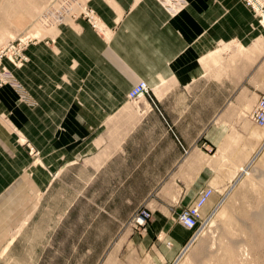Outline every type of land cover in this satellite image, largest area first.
Segmentation results:
<instances>
[{
  "label": "crops",
  "instance_id": "crops-1",
  "mask_svg": "<svg viewBox=\"0 0 264 264\" xmlns=\"http://www.w3.org/2000/svg\"><path fill=\"white\" fill-rule=\"evenodd\" d=\"M183 1V9L174 14L159 0H87L85 8L94 18L83 12L33 44L29 65L16 71L26 99L20 101L10 86L2 89L0 115H15L17 134L40 153L43 163L33 167L32 182L24 179L30 158L11 147L17 137L9 138L12 129L0 124L2 202L10 200L15 187H29L27 182L39 189L29 193L43 192L79 163L97 168L91 165L96 159L99 169L118 161L162 163L153 167V177L177 178L172 187L184 190L181 209L211 187L216 169L198 170L195 163L188 173L186 169V158L197 161L201 132L186 143L174 130L201 131L203 121L211 123L221 83L228 105L264 92V30L244 0ZM141 81L151 94L136 107L128 104L127 95ZM139 130L147 131L141 145L136 142ZM209 142L217 158L225 146L217 138ZM231 154V160L244 156L235 147ZM187 176H193L188 188ZM214 195L203 215L212 209ZM151 221L147 235L140 236L142 244L163 256L174 249L176 257L181 254L188 232H193L177 228L176 235L170 234L166 221ZM162 239L172 240V247L157 245Z\"/></svg>",
  "mask_w": 264,
  "mask_h": 264
},
{
  "label": "rangeland",
  "instance_id": "rangeland-1",
  "mask_svg": "<svg viewBox=\"0 0 264 264\" xmlns=\"http://www.w3.org/2000/svg\"><path fill=\"white\" fill-rule=\"evenodd\" d=\"M86 2L0 0V60L6 59L2 62L10 73H5L4 64L0 66V91L10 86L20 95V101L26 99L23 88L15 89L16 71L29 65L30 48L76 16L83 12L88 14ZM253 12L264 30V12L259 11V15ZM95 22L98 27V20ZM7 45L15 49L9 53L4 48ZM11 54L24 65L19 66L14 59V63L9 61ZM220 56L218 52L214 62ZM2 78L7 84H3ZM219 85L216 90L218 113L212 116L211 123L203 121L201 131L174 130L186 143L197 140L201 132L197 161L186 158L187 173L189 165L194 163L198 170H217L211 183L217 191L214 205L203 215L192 242L194 236L188 232V242L177 257L176 249L173 251L176 254L168 257L156 249L151 252L150 246L142 244L140 238L147 235V228L132 227L136 213L148 209L152 215L151 225L163 219L168 223L166 228L170 234L176 235L177 228L184 229L178 222L184 210L179 205L184 190L172 187L177 178L153 177V167L162 163L118 161L101 169L99 159L91 163L97 168L88 167L87 162L79 163L65 169L48 189L37 193L39 189L31 187L30 182L34 180L33 167L43 163L40 153L23 135L17 134L19 128L14 114L0 115V124L5 130L13 131L9 130V138L17 137L11 147L24 151L31 165L24 171L29 187L24 184L15 187L12 191L17 193H10V200L2 202L4 198L0 199V264H264V153L249 167V173L243 174L237 169L245 168L264 142V128L256 127L251 121L259 97L245 96L240 104L228 105L231 100L222 96L225 84ZM19 100L13 103L18 105ZM143 101L142 98L128 104L138 107ZM207 110L213 112V107ZM137 137L139 145L146 143L147 131L139 130ZM215 138L225 146L217 158L209 142ZM234 147L237 153H244L241 160L229 159L233 158ZM186 179L188 188L193 176ZM32 188L37 191L35 195L29 193ZM229 191L223 208L209 219ZM168 243L157 240V245Z\"/></svg>",
  "mask_w": 264,
  "mask_h": 264
},
{
  "label": "built area",
  "instance_id": "built-area-1",
  "mask_svg": "<svg viewBox=\"0 0 264 264\" xmlns=\"http://www.w3.org/2000/svg\"><path fill=\"white\" fill-rule=\"evenodd\" d=\"M164 6L172 13H179L183 7L184 2L182 0H159ZM246 5L256 12L254 7V3H257V0H246ZM264 0H260V8L263 11ZM258 4V3H257ZM258 15L259 13L256 12ZM151 90L147 86L145 82L138 83L135 87L131 89L128 93V99L130 101H138L142 97H150ZM251 121L258 127H264V92H262L259 96V100L254 108V111L251 114ZM187 154V151L185 150ZM215 193V190L212 187H208L203 191H200L198 194L196 201H194L190 206L185 208L178 216V222L184 226L186 229L194 232L199 229L202 218H201V209L206 205L211 196ZM152 215L148 209H144L142 211H138L133 219L132 227L134 229H145L151 220Z\"/></svg>",
  "mask_w": 264,
  "mask_h": 264
},
{
  "label": "bare ground",
  "instance_id": "bare-ground-1",
  "mask_svg": "<svg viewBox=\"0 0 264 264\" xmlns=\"http://www.w3.org/2000/svg\"><path fill=\"white\" fill-rule=\"evenodd\" d=\"M246 1V0H245ZM184 2V1H183ZM258 3V4H257ZM257 3H254V7H255V9H256V12H259V11H261V12H264V10L262 11L261 10V8H260V0H257ZM184 5H185V3H184ZM262 16V15H261ZM264 23V22H263ZM95 25H96V23H95ZM94 25V27H97V25L95 26ZM9 53L10 52H12V49H15V47H12L11 45H7V46H5L4 47ZM262 48H264V47H262ZM21 57V56H20ZM22 57L25 59V57L22 55ZM15 60V58L12 56V54L10 55V56H8V60L9 61H11V62H13L12 60ZM6 59H2V60H0V66L1 65H3L4 64V62H2V61H5ZM16 61V63L18 64L19 63V66H23L24 65V62H22L20 59H18V62H17V60H15ZM25 61V60H24ZM14 63V62H13ZM3 70L5 71V73H9V71H7V67H6V65L4 64V67H3ZM9 75H10V73H9ZM2 82H3V84H4V82H6L5 80H4V78H2ZM141 82H144V81H141ZM141 82H139V83H141ZM146 83V82H145ZM6 84H7V82H6ZM147 84V83H146ZM148 86V85H147ZM149 87V86H148ZM19 88V86H18V83H17V87L15 88V89H18ZM150 89V88H149ZM127 98H128V95H127ZM142 98H144V97H142ZM142 98H140L139 100H141ZM259 100V99H258ZM128 101H130L129 99H128ZM130 102H133V101H130ZM258 102V101H257ZM257 104V103H256ZM255 108V107H254ZM254 111V110H253ZM254 124V123H253ZM255 125V124H254ZM256 126V125H255ZM256 127H258V126H256ZM258 128H260V127H258ZM264 128V127H263ZM264 153V142H263V145L260 147V149L258 150V152L255 154V156L254 157H252V159L249 161V163L247 164V166L245 167V165H244V167L245 168H237V169H239V170H242V171H240V172H242L243 174L244 173H249V167H251V166H253L254 165V163L256 162V160H257V158H259V155H261V154H263ZM239 172V173H240ZM242 175V174H241ZM233 186V185H232ZM208 188V187H207ZM213 188V187H212ZM206 189V188H205ZM204 189V190H205ZM214 189V188H213ZM215 190V193L217 192L216 191V189H214ZM203 191V190H202ZM228 191V190H227ZM231 191H229L228 193H226L225 194V196H224V199L218 204V206L215 208V210L213 211V213L211 214V216H210V218L209 219H211L213 216H215L217 213H219V211L223 208V204H224V201H225V199H227V197H228V194L230 193ZM200 193V192H199ZM214 193V194H215ZM213 194V195H214ZM212 195V196H213ZM211 196V197H212ZM211 199V198H210ZM209 199V200H210ZM196 201V200H195ZM208 203V202H207ZM206 203V204H207ZM204 208V207H203ZM203 208L201 209V211H200V213H201V218H202V220H203V212H202V210H203ZM181 225V224H180ZM182 226V225H181ZM183 228H185L184 226H182ZM186 229V228H185ZM186 230H188V229H186ZM195 237L196 236H194L193 237V239L191 240V242L195 239ZM169 245L168 246H170L171 245V243H168ZM201 249H202V246H201Z\"/></svg>",
  "mask_w": 264,
  "mask_h": 264
}]
</instances>
